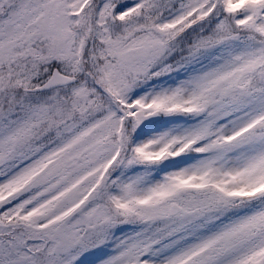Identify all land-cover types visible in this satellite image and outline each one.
<instances>
[{"label":"snow or ice","instance_id":"snow-or-ice-1","mask_svg":"<svg viewBox=\"0 0 264 264\" xmlns=\"http://www.w3.org/2000/svg\"><path fill=\"white\" fill-rule=\"evenodd\" d=\"M0 264H264V0H0Z\"/></svg>","mask_w":264,"mask_h":264}]
</instances>
